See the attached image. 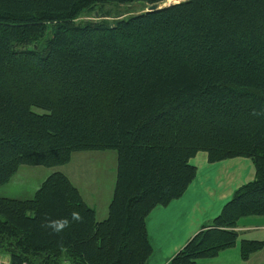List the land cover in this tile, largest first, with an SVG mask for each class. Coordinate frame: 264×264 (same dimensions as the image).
Wrapping results in <instances>:
<instances>
[{"label": "trees", "instance_id": "obj_1", "mask_svg": "<svg viewBox=\"0 0 264 264\" xmlns=\"http://www.w3.org/2000/svg\"><path fill=\"white\" fill-rule=\"evenodd\" d=\"M168 1L0 0V187L24 167L116 156L101 221L58 171L29 199L0 197L9 264H146V218L183 195L200 152L212 164L247 159L254 179L168 264L213 259L235 246L241 219L264 217V0L146 12ZM263 248L241 240V260Z\"/></svg>", "mask_w": 264, "mask_h": 264}, {"label": "crops", "instance_id": "obj_2", "mask_svg": "<svg viewBox=\"0 0 264 264\" xmlns=\"http://www.w3.org/2000/svg\"><path fill=\"white\" fill-rule=\"evenodd\" d=\"M190 164L196 169V176L183 195L165 207H156L146 218V233L151 246L146 264H168L192 236L219 215L234 191L251 182L255 175L252 163L243 158L212 164L208 162L206 153L200 152L190 160ZM82 196L88 205L94 207L83 193ZM106 215L97 217L96 211L98 221L105 219ZM252 226L250 222L239 223L236 229L238 239L254 240L241 235V231L246 233L249 229L261 228ZM240 241L237 240L233 248L220 252L217 257L201 260L198 264H252L255 257L263 255L264 248L250 255L246 261L241 260ZM5 261L9 262L7 256Z\"/></svg>", "mask_w": 264, "mask_h": 264}, {"label": "rangeland", "instance_id": "obj_3", "mask_svg": "<svg viewBox=\"0 0 264 264\" xmlns=\"http://www.w3.org/2000/svg\"><path fill=\"white\" fill-rule=\"evenodd\" d=\"M185 0H169L162 6L170 4H176ZM139 5H133L128 7H119L132 11V14L140 12ZM118 8V9H119ZM116 8L112 6H106L105 11H114ZM127 11V12H128ZM95 13H89L87 16L81 17L78 21H90L95 20ZM98 14V13H97ZM219 163V162H218ZM115 164L116 156L113 151L103 152H86L75 154L70 163L54 169H45L42 167L37 168H21L18 173L11 179V181L0 187V197L10 199H24L30 198L38 189L40 181H43L45 177L52 172H62L67 175L71 182L78 187L82 193L86 196L91 205H94L97 211V217H100L107 213V208L112 196V191L115 182ZM245 222H250L255 227H261L258 229H249L248 232L241 235H245L242 238L254 239L255 241H264V217H248L241 219ZM252 226L253 228H255ZM241 240V238L239 237ZM238 239V241H240ZM6 255H0V262L5 261ZM264 264V253L256 258L252 264Z\"/></svg>", "mask_w": 264, "mask_h": 264}, {"label": "water", "instance_id": "obj_4", "mask_svg": "<svg viewBox=\"0 0 264 264\" xmlns=\"http://www.w3.org/2000/svg\"><path fill=\"white\" fill-rule=\"evenodd\" d=\"M177 4V3H176ZM168 6V5H167ZM163 7H166V6H162V7H158L157 5H152L148 8V10L146 12H153V11H156V10H159V9H162ZM97 13L95 14V17H97Z\"/></svg>", "mask_w": 264, "mask_h": 264}, {"label": "built area", "instance_id": "obj_5", "mask_svg": "<svg viewBox=\"0 0 264 264\" xmlns=\"http://www.w3.org/2000/svg\"><path fill=\"white\" fill-rule=\"evenodd\" d=\"M0 264H8V262H7V261H2V262H0ZM23 264H26V263H23ZM62 264H70V263H68V262H63Z\"/></svg>", "mask_w": 264, "mask_h": 264}]
</instances>
